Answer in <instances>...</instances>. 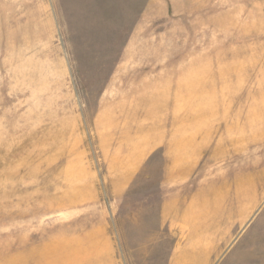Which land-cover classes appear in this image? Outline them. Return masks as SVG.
Returning a JSON list of instances; mask_svg holds the SVG:
<instances>
[{"label": "rangeland", "instance_id": "obj_1", "mask_svg": "<svg viewBox=\"0 0 264 264\" xmlns=\"http://www.w3.org/2000/svg\"><path fill=\"white\" fill-rule=\"evenodd\" d=\"M98 4L0 0V264H168L180 191L224 210L212 264H264V0H153L137 27L88 25Z\"/></svg>", "mask_w": 264, "mask_h": 264}, {"label": "crops", "instance_id": "obj_2", "mask_svg": "<svg viewBox=\"0 0 264 264\" xmlns=\"http://www.w3.org/2000/svg\"><path fill=\"white\" fill-rule=\"evenodd\" d=\"M97 2L98 5L78 9L79 13L86 17L84 19L89 20L86 21L88 25L137 27L143 23L146 13L152 11L153 0H97ZM95 18L100 21L92 22ZM112 19L120 20L110 22ZM136 142L141 149L127 155L125 159L127 163L118 165L115 158L111 157L109 169L107 168L111 176L113 193L120 197L129 191L143 169L145 159L152 151L153 144L148 139L139 136ZM179 176L181 175L173 165L161 179L159 188L166 192V187L181 184L183 179ZM207 197L200 191L190 195H185L181 191L170 192L169 195L165 193L159 203V227L175 235V244L168 264H212L217 251L223 248L228 232L224 210L220 209L218 215L211 213L215 207L213 203L210 204ZM101 229L104 231V227Z\"/></svg>", "mask_w": 264, "mask_h": 264}]
</instances>
